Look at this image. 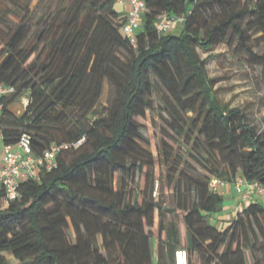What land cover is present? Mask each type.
<instances>
[{
	"label": "trees",
	"instance_id": "obj_1",
	"mask_svg": "<svg viewBox=\"0 0 264 264\" xmlns=\"http://www.w3.org/2000/svg\"><path fill=\"white\" fill-rule=\"evenodd\" d=\"M117 2L49 0L45 18H37L30 0H0V83L16 87L3 98L4 143L28 132L38 155L85 137L40 179L23 180L21 197L6 207L0 190V264H10L9 254L16 264H174L179 247L189 251V264H264V203L251 200L218 227L211 216L225 198L210 187L214 176L264 186V131L217 96L197 50L237 42L251 64L264 66V52L252 44L254 34L264 40V0H146L136 45L122 34L126 15ZM163 11L186 15L179 32L157 31ZM10 14L18 20L9 24ZM152 75L166 90L163 105L182 153L203 168L179 170L191 163L161 140L164 160L178 163L170 180L195 192L192 203L165 207L155 195L156 157L142 145L138 120L155 108ZM106 81L114 101L106 116L89 121ZM24 96L29 102L16 115L9 105Z\"/></svg>",
	"mask_w": 264,
	"mask_h": 264
},
{
	"label": "rangeland",
	"instance_id": "obj_2",
	"mask_svg": "<svg viewBox=\"0 0 264 264\" xmlns=\"http://www.w3.org/2000/svg\"><path fill=\"white\" fill-rule=\"evenodd\" d=\"M48 4L49 0H30L29 7L37 18H45V10ZM249 19V16L245 19V25L248 24ZM5 20L10 24L12 21H17L18 19L13 14H10ZM176 25L178 24L173 25L170 32H179ZM260 35H262V32L252 36V44L255 51L264 52V40L258 41L255 39ZM197 50L207 60V70L209 75L215 79L214 88L217 96L231 106H239L245 109L249 121L260 132L264 131V66L251 64L249 54L242 47L238 46L237 42L233 45L223 42L211 49L197 46ZM152 83L154 87L150 95L155 108H147L146 114L139 116L138 120L143 124L141 132L145 137V141L142 142V145L156 157L155 170L160 175V178L155 186V195L157 199L162 201L165 207H173L178 204L179 200L184 201L185 199L187 202L192 203L195 199V192L191 191L189 187L184 185L180 186L176 181L170 180L168 173L176 169L177 162L164 160V155L160 152L161 140L163 138L166 139L169 149H172L175 154L184 155L185 159L191 163L190 167H184V165L179 166V170L185 168L188 175H194L196 174V170H202L203 168L189 155L182 153L183 146L180 143L181 139L177 140L174 138V130H172L168 120L170 114L163 105V96L166 95V90L154 75H152ZM115 94L112 85L106 81L99 103L94 112L89 115L88 120L94 121L96 118L106 116L114 101ZM24 101L25 99H20V105L16 108L18 113L26 108ZM73 153V151L68 153V159L71 158ZM228 159L226 158L225 160ZM233 160L237 161L236 158H233ZM248 202L250 200L246 203ZM224 206V210L211 216V222L217 224L218 227H224L229 223V220H218L216 218L218 213L224 214L231 212L234 215L233 208L228 207V203L226 205L224 203ZM167 216L168 218L177 219L184 225L182 218L173 212H168ZM158 222L159 215L157 212L155 221V245L158 242ZM254 255L248 252V257L251 261L254 260Z\"/></svg>",
	"mask_w": 264,
	"mask_h": 264
},
{
	"label": "built area",
	"instance_id": "obj_3",
	"mask_svg": "<svg viewBox=\"0 0 264 264\" xmlns=\"http://www.w3.org/2000/svg\"><path fill=\"white\" fill-rule=\"evenodd\" d=\"M129 2L130 7L121 31L124 37L136 45L137 32L142 25L147 3L146 0H129ZM185 19V14L171 16L169 12L163 11L157 17L156 29L159 33L167 32L176 22L183 23ZM15 91L14 85L0 83V121L4 108L3 98ZM23 99L27 106L29 98L24 96ZM84 140L85 137H82L73 142L54 143L38 155L34 154L32 135L28 132H23L16 144H5V165L0 170V190L4 192L2 198L8 202L20 198L22 195L20 184L23 180L40 179L44 171H50L58 166V156L63 151L79 147ZM231 183L243 203L259 196L264 200V186L258 181H249L243 176H238L233 182L214 176L210 180V187L221 192L223 187ZM189 262L190 255L187 248H177L174 254V264H189Z\"/></svg>",
	"mask_w": 264,
	"mask_h": 264
},
{
	"label": "crops",
	"instance_id": "obj_4",
	"mask_svg": "<svg viewBox=\"0 0 264 264\" xmlns=\"http://www.w3.org/2000/svg\"><path fill=\"white\" fill-rule=\"evenodd\" d=\"M130 7V2L129 0H118L117 2V8H118V11L120 13V15H126L127 14V11ZM175 24H178L176 25V27L180 30L182 28V23L181 22H176ZM22 99V98H21ZM20 99L19 100H16L14 101L13 103H11L9 105V109L14 112L16 115H20L21 113H23L25 111V108L22 109L21 112H17L16 111V108L20 105ZM4 146H5V143H4V138H3V126L2 124L0 123V170L4 167L5 165V160H4ZM223 195H224V198H225V205L228 203L230 208H233V211H234V215H232L231 212H226L224 214H220L218 213L216 218L218 220H225V221H228L230 220L233 216L236 215V212L240 209L243 208V206L246 204V203H243L239 194L235 191L232 183L223 187L221 192ZM256 199H259L261 202L264 203V200L262 197H257ZM1 204L3 207H6L8 206L9 202L6 201L5 199H2L1 200ZM225 207V206H224ZM224 210V208L222 209ZM221 210V211H222ZM8 259H9V262L10 264H16L17 263V260L15 259V257L12 255V254H9L8 255Z\"/></svg>",
	"mask_w": 264,
	"mask_h": 264
}]
</instances>
